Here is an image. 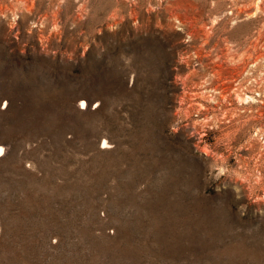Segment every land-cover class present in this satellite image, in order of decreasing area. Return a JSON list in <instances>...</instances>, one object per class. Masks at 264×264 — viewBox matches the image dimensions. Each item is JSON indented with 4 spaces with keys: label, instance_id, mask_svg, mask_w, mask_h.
<instances>
[{
    "label": "rangeland",
    "instance_id": "1",
    "mask_svg": "<svg viewBox=\"0 0 264 264\" xmlns=\"http://www.w3.org/2000/svg\"><path fill=\"white\" fill-rule=\"evenodd\" d=\"M0 264H264V0H0Z\"/></svg>",
    "mask_w": 264,
    "mask_h": 264
},
{
    "label": "bare ground",
    "instance_id": "2",
    "mask_svg": "<svg viewBox=\"0 0 264 264\" xmlns=\"http://www.w3.org/2000/svg\"><path fill=\"white\" fill-rule=\"evenodd\" d=\"M2 147H3V146H0V153H1V151H2Z\"/></svg>",
    "mask_w": 264,
    "mask_h": 264
}]
</instances>
